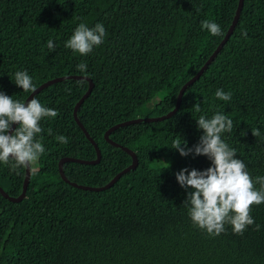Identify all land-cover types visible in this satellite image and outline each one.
<instances>
[{
  "label": "trees",
  "instance_id": "trees-1",
  "mask_svg": "<svg viewBox=\"0 0 264 264\" xmlns=\"http://www.w3.org/2000/svg\"><path fill=\"white\" fill-rule=\"evenodd\" d=\"M237 4L238 0H0V93L24 102L30 92L14 82L17 71H26L34 87L64 74L90 76L94 86L78 116L100 147L101 159L68 160L63 169L73 181L105 184L132 161L126 150L105 139L107 128L139 116L137 110L159 94L153 114L146 116L169 111L182 84L225 35ZM204 20L217 23L223 34L202 30ZM80 23L89 28L100 23L106 31L103 42L85 55L65 47ZM49 40L55 44L52 52ZM81 63L87 65L84 72L77 68ZM88 85L80 78L59 80L33 97L58 114L39 121L42 131L34 140L45 151L31 164L26 196L13 201L0 192V264H264V203L251 206L254 224L242 235L234 234L227 221L224 232L208 234L192 222L183 203L191 189L177 182L176 173L203 171L212 161L193 153L181 156L172 147L174 140H182L193 148L203 134L196 119L221 113L234 122L231 133L221 134L222 141L236 149L254 190L264 191L256 183L257 177H264V0H243L232 33L184 90L176 112L111 132L112 139L136 152L138 164L100 190L72 185L58 170L62 156H96L94 144L73 115ZM217 89L231 93V101L217 99ZM193 104L200 106L199 112ZM253 129L260 135L253 136ZM61 135L68 138L67 144L56 139ZM14 164L11 158L7 164L0 161V185L16 195L25 166L13 168Z\"/></svg>",
  "mask_w": 264,
  "mask_h": 264
},
{
  "label": "clouds",
  "instance_id": "clouds-1",
  "mask_svg": "<svg viewBox=\"0 0 264 264\" xmlns=\"http://www.w3.org/2000/svg\"><path fill=\"white\" fill-rule=\"evenodd\" d=\"M201 28L207 29L213 36L223 34L217 23L208 20L201 22ZM105 35L103 24L97 23L94 28H89L80 23L65 47L85 55L92 52L94 46L100 45ZM241 35L246 37L247 32L242 31ZM47 48L49 52L55 50L52 40L47 42ZM86 67L83 63L77 65L81 72ZM14 82L25 92L35 91L32 79L26 71H17ZM215 96L225 102L232 99V94L222 89H217ZM192 107L196 112L200 111L198 104H193ZM57 114V110L42 106L37 99L33 98L25 105L0 93V161L7 164L11 158L15 161L13 168L27 167L35 163L38 156L45 151L40 141L34 140V136L42 131L39 121L44 117H56ZM196 121L198 128L203 129L199 143L193 148H187L185 141L174 140L172 147L181 156L189 153L205 155L211 159L212 165L203 171L181 169L176 173L177 182L182 187L191 189L183 203L188 208L192 222L208 234L216 236L224 232L227 221L234 234L242 235L246 226L254 224L249 212L253 204L264 203V191L254 190L253 180L245 171V164L236 158V149L229 148L221 139L222 133H231L234 130L233 120L216 113L210 119L202 115ZM12 123H16L18 127L9 135L8 130ZM252 135L259 136L260 130L253 129ZM56 139L61 144L68 143V138L63 135ZM182 143L184 147H181ZM256 183L264 188V177H257ZM259 227L256 225L257 230Z\"/></svg>",
  "mask_w": 264,
  "mask_h": 264
},
{
  "label": "water",
  "instance_id": "water-1",
  "mask_svg": "<svg viewBox=\"0 0 264 264\" xmlns=\"http://www.w3.org/2000/svg\"><path fill=\"white\" fill-rule=\"evenodd\" d=\"M243 6V0H238V4H237V8L235 11V14L232 18V21L225 33V35L223 36V38L220 40V42L217 44V46L215 47V49L213 50V52L210 54V56L208 57V59L204 62V64L198 69V71L193 74L188 80H186L182 86L179 89L178 95H177V100L175 102V104L173 105V107L161 114V115H156V116H137L134 118H129L127 120H123L120 122H116L113 125H111L109 128H107V130L104 133V137L105 139L110 142L111 144L120 147L124 150H126L131 156H132V161L123 169H121L120 171H118L108 182H106L105 184L102 185H89V184H82L76 181L71 180L70 178H68L64 172L63 169V163L65 161L68 160H74V161H78V162H83V163H97L100 161L101 159V149L98 146L97 142L90 136L88 130L86 129V127L83 125V123L80 121L79 116H78V108L80 106V104L83 102V100L88 96V94L91 92L93 86H94V82L92 81L91 77L88 75H82V74H64V75H60V76H56L53 78H49L47 80H45L44 82L40 83L38 86L35 87V91L34 92H30L28 94V96L25 98L24 102L25 105L27 104V102L29 100H31L34 95L39 92L41 89H43L44 87H46L47 85L59 81V80H64V79H72V78H80V79H85L88 81L89 85L87 90L82 94V96L76 101L75 105H74V110H73V115L74 118L76 120V122L78 123V125L82 128V130L84 131L85 135L87 136V138L94 144V147L96 149V156L94 158L91 159H87V158H81V157H76V156H62L59 161H58V170L59 173L61 175V177L71 183L72 185H75L77 187L80 188H85V189H92V190H100V189H104L107 188L109 186H111L115 181L118 180V178L125 172L134 169L137 164H138V156L136 154V152L129 148L128 146L124 145V144H120L119 142H117L116 140L112 139L110 137V134L112 131H114L116 128H119L123 125L126 124H130V123H134V122H142V121H151V120H160V119H164L166 117L171 116L174 112H176V110L178 109L181 100H182V95L184 93V90L187 88V86H189L192 82H194L202 73L203 71L207 68V66L209 65V63L214 59V57L217 55V53L219 52V50L222 48V46L224 45V43L227 41V39L229 38L230 34L232 33L239 15L241 13V9ZM16 123H12L10 125V128L8 130V134L11 135L14 128L16 127ZM30 174H31V165L25 167V176H24V180H23V184H22V188L21 191L16 194H10L7 191L4 190V188L0 185V192L7 198H9L10 200L13 201H20L22 200L25 196H26V190H27V186H28V182H29V178H30Z\"/></svg>",
  "mask_w": 264,
  "mask_h": 264
},
{
  "label": "rangeland",
  "instance_id": "rangeland-1",
  "mask_svg": "<svg viewBox=\"0 0 264 264\" xmlns=\"http://www.w3.org/2000/svg\"><path fill=\"white\" fill-rule=\"evenodd\" d=\"M162 98L161 94L158 96H155L151 102H148L149 106L147 104L141 106L137 112L139 116H146V115H152L153 114V106L155 103H157Z\"/></svg>",
  "mask_w": 264,
  "mask_h": 264
}]
</instances>
